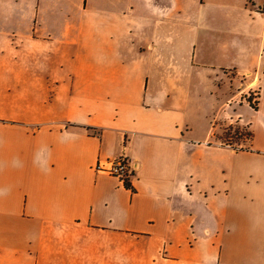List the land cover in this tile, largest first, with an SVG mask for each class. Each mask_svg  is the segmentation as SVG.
Masks as SVG:
<instances>
[{
  "label": "crops",
  "instance_id": "1",
  "mask_svg": "<svg viewBox=\"0 0 264 264\" xmlns=\"http://www.w3.org/2000/svg\"><path fill=\"white\" fill-rule=\"evenodd\" d=\"M0 264H264V13L0 0Z\"/></svg>",
  "mask_w": 264,
  "mask_h": 264
},
{
  "label": "built area",
  "instance_id": "2",
  "mask_svg": "<svg viewBox=\"0 0 264 264\" xmlns=\"http://www.w3.org/2000/svg\"><path fill=\"white\" fill-rule=\"evenodd\" d=\"M249 4L259 13H264V0H249ZM258 93L253 91V102L257 100ZM98 171H103L109 175L117 177L125 185L130 182L133 176V167L130 158L126 154L108 159L106 161L99 160L95 167Z\"/></svg>",
  "mask_w": 264,
  "mask_h": 264
},
{
  "label": "trees",
  "instance_id": "3",
  "mask_svg": "<svg viewBox=\"0 0 264 264\" xmlns=\"http://www.w3.org/2000/svg\"><path fill=\"white\" fill-rule=\"evenodd\" d=\"M248 100H249L252 107L257 108V103L253 102V95H250ZM236 133H237L236 138H239V139H246L248 141H251L253 138V134L247 130H245L244 133H243V131H238ZM229 134H230V132H229ZM232 137L234 138V134L232 135ZM126 185L128 187L132 188L131 182H128Z\"/></svg>",
  "mask_w": 264,
  "mask_h": 264
},
{
  "label": "rangeland",
  "instance_id": "4",
  "mask_svg": "<svg viewBox=\"0 0 264 264\" xmlns=\"http://www.w3.org/2000/svg\"><path fill=\"white\" fill-rule=\"evenodd\" d=\"M256 96H258V94ZM254 102L257 103V100L254 101ZM238 131H243V133H244L245 132V128H240V127L238 128L237 125L236 126L234 125L233 130L230 131L231 134H234V138H231L230 141H233V142H239V141H241L239 138H236L237 137L236 136V134H237L236 132H238ZM223 136H225V138H226L227 137V133L225 135H223Z\"/></svg>",
  "mask_w": 264,
  "mask_h": 264
}]
</instances>
